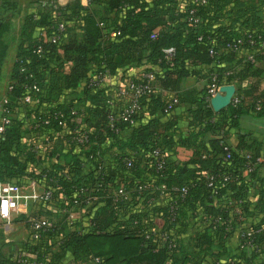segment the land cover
<instances>
[{
	"label": "trees",
	"instance_id": "trees-1",
	"mask_svg": "<svg viewBox=\"0 0 264 264\" xmlns=\"http://www.w3.org/2000/svg\"><path fill=\"white\" fill-rule=\"evenodd\" d=\"M263 3L72 0L59 5L53 0L28 13L6 105L13 112L12 101L31 93L38 103L27 111L34 117L29 130L60 133L64 128V138L77 151L69 152L67 161L37 168L42 158L36 145L21 141L23 121L12 117L0 133V180L19 185L36 179L52 190L58 208L75 206L79 216L71 222L57 220L37 239L29 236L28 254L0 252V264H62L67 252L72 261L92 257L97 264H206L211 243L223 245L232 232L241 238L244 230L252 231L248 239L255 250L243 249L217 264H264L254 260L264 252V230H257L264 224V159L259 146L248 143L250 132L238 127L247 110L264 115V87H259L264 80ZM15 11V0H0V68L6 53L3 33ZM60 22L64 30L58 29ZM52 34L59 37L49 39ZM238 39V47L231 48ZM132 65H143V70L126 78L140 81L150 72L152 89L137 96L138 107L123 119L129 100L103 85L102 78ZM186 76L205 78L206 83L180 91ZM249 76L255 80L240 85ZM212 77L219 85L235 83L239 100L214 110L207 96ZM33 83L37 91L30 89ZM78 87L82 95L76 100L59 101L61 94ZM164 90L173 93L164 95ZM173 98L177 101L169 108ZM246 98L248 107L243 105ZM179 100L186 105L188 132L175 138L178 121L171 109ZM234 128L236 145L225 138ZM125 129L130 132L123 134ZM207 133L212 136L205 139ZM73 134L87 139L70 141ZM177 144L191 146L192 156L178 159ZM224 144L234 147L228 157ZM243 149L249 157L235 151ZM57 152L58 147L52 148L50 156ZM125 158L131 159L130 166ZM249 162L253 168L246 171ZM175 186L186 188L183 195ZM157 217L164 220L161 227L155 224ZM194 229V245L186 247L183 234ZM162 230L173 233L175 246L160 237Z\"/></svg>",
	"mask_w": 264,
	"mask_h": 264
},
{
	"label": "crops",
	"instance_id": "crops-1",
	"mask_svg": "<svg viewBox=\"0 0 264 264\" xmlns=\"http://www.w3.org/2000/svg\"><path fill=\"white\" fill-rule=\"evenodd\" d=\"M45 0H15L16 3V11L8 18V24L6 30L3 33L4 42L6 44V53L3 58L1 68H0V120L4 115H7L9 121L12 117H18L23 121L22 127V135L21 141L30 143L33 142L36 145L37 154L41 156L42 161L39 162L36 167L41 168L43 166H48L49 163L54 160H63L67 161L70 159V153L76 152V147L72 148L70 144L64 138L63 130L58 133L57 131H40L37 134L29 130L31 126V122L33 121V115L27 113V111L33 108L37 103V98H32L29 101L21 100H11L12 104H14L15 110L12 112L8 108L7 105L3 103V98L6 97V93L8 91L9 83L11 81V72L13 62L15 60L17 47L20 42V34L22 29V24L25 16L32 12L41 9L44 5L43 2ZM56 4L63 5L72 0H54ZM81 3L86 4L87 0H80ZM260 14L264 17V3L261 6ZM240 67V65L238 66ZM237 67V68H238ZM143 70V65H132L126 71L121 72L118 71L114 75H105L102 78V84L111 88L114 92L116 86L119 85L123 79L126 77L138 76L141 74ZM255 78L247 77L245 78L240 85H248ZM206 83L205 78H196L194 76H186L182 79L179 90H185L189 88H197L201 89ZM232 84L234 85V91L232 93H236V85L235 83H222L221 85ZM259 87H264V80L261 79L259 81ZM173 91L164 90V95H171ZM81 87H78L71 92L63 93L59 96V101L64 103H70L72 100H76L78 96H81ZM3 97V98H1ZM248 100L244 101L243 105L248 107ZM230 103V102H229ZM228 103V104H229ZM227 104V105H228ZM186 105L182 100H179L175 107L171 109L173 114L177 115L178 128L174 132V137L178 138L180 135H185L188 132L187 125V112L185 110ZM161 118L164 119V116L161 115ZM238 127H240L241 131H249V135L247 137L248 143H253V145L259 146L260 157L264 159V115H257L250 110L242 113L238 119ZM130 132L129 129H125L122 131L123 134H128ZM212 135L207 133L205 135V139L210 138ZM220 136V134L215 135ZM226 140L232 145H236L238 142V136L236 134L235 128L231 129L227 135ZM57 145V146H56ZM59 148V152H57L58 156H50V151L52 148ZM176 149V157L178 159H188L192 156L193 150L191 146H185L181 144H177L175 146ZM70 152V153H69ZM20 156L24 159L25 155L20 154ZM42 182L36 179H30L25 183L19 184V188L24 192H30L32 190L42 191L43 186ZM252 191L254 188H251ZM58 208L57 203L53 200L50 203H36L31 202L28 206H26L22 211L16 212L12 211L11 220L9 223L0 222L3 228V237L4 242L0 244V252L6 255H22L28 254V251L25 249L26 240L30 235V226L28 223V218L34 210L37 209L35 214H45L48 216H54L55 210ZM83 210V208H82ZM73 211L76 214V217L79 216V210L77 207L73 206ZM164 223L163 218L157 217L155 218V224L158 227H161ZM195 229L192 232H187L183 234V241L186 247H192L194 245ZM1 233V230H0ZM1 238V236H0ZM250 253L255 250V246L253 244H243L240 245V240L237 237L235 232L230 233L223 241V245H220L216 242L210 244L208 248L207 254L204 256V261L207 260L206 264H217L225 263L230 257L234 254L239 253L242 250ZM255 262L264 261V252H261L258 257L254 258ZM62 264H97L96 259L89 257L81 261H72L70 252H67L66 255L62 259ZM188 264H192L189 262Z\"/></svg>",
	"mask_w": 264,
	"mask_h": 264
},
{
	"label": "built area",
	"instance_id": "built-area-1",
	"mask_svg": "<svg viewBox=\"0 0 264 264\" xmlns=\"http://www.w3.org/2000/svg\"><path fill=\"white\" fill-rule=\"evenodd\" d=\"M52 1H48L45 0L43 2L44 5H51ZM64 25L63 23H59L58 25V29L59 30H64ZM59 36L56 34H52L50 35L48 38L55 40L57 39ZM253 40L251 39L250 42H252ZM241 42L240 39L237 40V42L235 44H233L231 46V48H237L238 44ZM260 44L262 46H264V37L260 38ZM37 52H41V47H37L36 49ZM211 52H213L211 50ZM247 58L252 59V54L248 53L247 54ZM144 80H140V81H135L131 78H126L125 83L121 84V85H117L116 87V93L117 95H119L120 97L124 98V99H128L129 102L128 104L124 107L123 111L121 112V117L123 119H126L129 114L138 107V101H137V96L139 94H143V93H147L152 89V73L150 72H146L144 75ZM97 78V77H96ZM94 82L96 83V79H93ZM219 84H217L215 82V77H212V82L208 85L207 88V96L210 99L219 89ZM30 89L37 91L38 85L36 83H33L30 86ZM3 98V97H2ZM3 103L6 105L7 102V97L3 98ZM24 100L29 101L30 99H32L31 93H27L24 98ZM239 100V97L235 94L232 95L231 97V101L232 102H237ZM108 101L111 102V99L108 98ZM176 100V98H173L171 100V102L168 104V107L170 108L172 103H174ZM258 108V106H257ZM76 112V110L73 108L70 113L74 114ZM60 116H63V113H59ZM113 120L114 117L112 115H109V122L112 125L113 124ZM48 120H45V122H47ZM9 123V118L7 117V115H4L1 120H0V133L4 130L6 124ZM87 137L85 135H71L70 136V141L74 140L77 142H84L86 141ZM224 149L226 150V154L225 157H228L230 155L231 149H234L233 146H230L228 144H224ZM238 153H244L246 157L250 156V153L248 151H246L245 149L243 150H235ZM158 153V149L154 150V154ZM261 158V157H260ZM125 162L127 166H130L132 164L131 159L129 158H125ZM159 167V166H158ZM253 168V165L249 162L247 163L246 166V171L251 170ZM213 178V175L210 176V179ZM209 185L212 184L211 180L208 182ZM174 190H179L181 195H183V193L185 192L186 188L184 186H181L180 188H178L177 186H175L173 188ZM119 192H122V188L119 189ZM167 192H163V194H167ZM53 201L52 198V190L51 189H43L42 191H38V190H32L30 192H24L19 188V185L6 180V181H2L0 180V222H4V223H9L11 220V213L12 211H22L26 206L29 205V203L31 202H36V203H50ZM175 209V205L173 203L170 204V211L173 212V210ZM65 218L68 221H72L75 217L76 214L73 211V207L72 208H57L55 210V215L54 216H48V215H32L29 216V222H30V237L37 239L41 236V234L45 231H47L48 229H50L52 227V225L59 219L61 218ZM221 217H217V219H219ZM257 230H264V224L259 227ZM252 231L251 230H244L242 232L241 238L244 237V239L241 241V238H238L240 240V245H243L245 243L247 244H253L251 242L250 239H248V237L251 235ZM160 237L164 240L168 242L169 247L175 246V241H174V237H173V233L170 230H162L160 232ZM97 260V258H96Z\"/></svg>",
	"mask_w": 264,
	"mask_h": 264
},
{
	"label": "water",
	"instance_id": "water-1",
	"mask_svg": "<svg viewBox=\"0 0 264 264\" xmlns=\"http://www.w3.org/2000/svg\"><path fill=\"white\" fill-rule=\"evenodd\" d=\"M234 85L225 84L220 85L218 91L210 98V104L214 110L227 105L231 101Z\"/></svg>",
	"mask_w": 264,
	"mask_h": 264
},
{
	"label": "rangeland",
	"instance_id": "rangeland-1",
	"mask_svg": "<svg viewBox=\"0 0 264 264\" xmlns=\"http://www.w3.org/2000/svg\"><path fill=\"white\" fill-rule=\"evenodd\" d=\"M37 211V209L36 210H34V213H32V215H35V212ZM36 215H40V214H36ZM42 215H45V214H42ZM0 230H1V233H0V236H1V238H0V244L1 243H3L4 242V237H3V228H2V226H1V224H0Z\"/></svg>",
	"mask_w": 264,
	"mask_h": 264
}]
</instances>
